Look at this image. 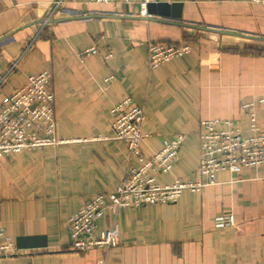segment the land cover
<instances>
[{"label":"crops","instance_id":"0c3cea01","mask_svg":"<svg viewBox=\"0 0 264 264\" xmlns=\"http://www.w3.org/2000/svg\"><path fill=\"white\" fill-rule=\"evenodd\" d=\"M57 1L0 0V104L48 71L56 135L67 140L0 158V225L18 249L0 264H264V164L218 172L172 204L106 209L93 235L117 225L119 244L107 252L72 251L67 225L140 165L112 137L110 110L125 97L143 108L146 158L185 137L160 185L197 178L202 121L230 119L248 136L242 105L254 103L264 130V0H167L183 4L181 20L143 14L138 3ZM147 41L190 50L149 70ZM227 211L235 223L217 228Z\"/></svg>","mask_w":264,"mask_h":264},{"label":"built area","instance_id":"2783aa9c","mask_svg":"<svg viewBox=\"0 0 264 264\" xmlns=\"http://www.w3.org/2000/svg\"><path fill=\"white\" fill-rule=\"evenodd\" d=\"M167 0H94L97 4H136L146 14L149 4ZM62 0L54 3L55 9ZM52 19L43 18V26ZM190 44L165 45L147 41L148 67H156L174 58L188 54ZM90 47L80 55L95 53ZM111 56L108 54L107 57ZM51 73L46 70L31 75L22 87L3 98L0 104V158L23 149H38L66 143L56 135L54 93L50 89ZM249 118V134L241 135L239 126L230 119H207L200 123L199 165L197 178L192 182L176 180L170 185L156 183L160 173H169L178 157V150L184 142L182 134L165 140L160 150L146 158L140 151L143 135L140 131L144 111L130 97L122 99L111 110L113 139L124 142L129 155L138 159V168H128L124 179L114 192L96 194L68 220L72 251L88 252L98 248L107 252L118 246L119 231L116 224L108 227L98 236L93 235L96 220L106 209L114 213L120 208H136L149 204H172L185 190L201 191L214 184L218 172L236 173L242 166L259 167L264 164V130L257 124L255 104H243ZM217 228H227L235 223L229 211L215 219ZM18 249L12 244L4 227L0 225V259L14 256ZM99 264H106L104 258Z\"/></svg>","mask_w":264,"mask_h":264},{"label":"water","instance_id":"95a60500","mask_svg":"<svg viewBox=\"0 0 264 264\" xmlns=\"http://www.w3.org/2000/svg\"><path fill=\"white\" fill-rule=\"evenodd\" d=\"M183 4L180 2H160L149 4L146 12L150 15L157 14L164 18H174L181 20Z\"/></svg>","mask_w":264,"mask_h":264},{"label":"trees","instance_id":"16d2710c","mask_svg":"<svg viewBox=\"0 0 264 264\" xmlns=\"http://www.w3.org/2000/svg\"><path fill=\"white\" fill-rule=\"evenodd\" d=\"M262 51V50H261ZM51 89V88H50ZM126 98V97H125Z\"/></svg>","mask_w":264,"mask_h":264},{"label":"rangeland","instance_id":"374dc122","mask_svg":"<svg viewBox=\"0 0 264 264\" xmlns=\"http://www.w3.org/2000/svg\"><path fill=\"white\" fill-rule=\"evenodd\" d=\"M239 43V42H238ZM264 45V44H263Z\"/></svg>","mask_w":264,"mask_h":264}]
</instances>
